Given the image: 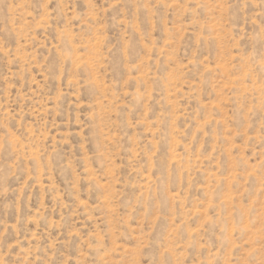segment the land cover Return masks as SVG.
I'll return each instance as SVG.
<instances>
[{"label":"rangeland","instance_id":"obj_1","mask_svg":"<svg viewBox=\"0 0 264 264\" xmlns=\"http://www.w3.org/2000/svg\"><path fill=\"white\" fill-rule=\"evenodd\" d=\"M0 264H264V0H0Z\"/></svg>","mask_w":264,"mask_h":264}]
</instances>
